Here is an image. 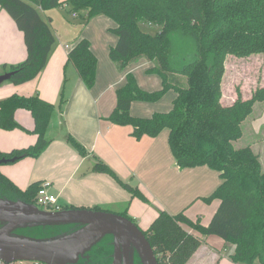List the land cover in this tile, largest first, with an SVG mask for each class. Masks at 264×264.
Instances as JSON below:
<instances>
[{
    "label": "trees",
    "instance_id": "1",
    "mask_svg": "<svg viewBox=\"0 0 264 264\" xmlns=\"http://www.w3.org/2000/svg\"><path fill=\"white\" fill-rule=\"evenodd\" d=\"M67 1L71 6L68 12L77 13L81 28L96 15H105L115 22L111 31L117 41L110 47L109 56L119 70L144 59L150 63L146 71L161 78L160 89L147 91L139 86L132 72L126 73L123 85L115 92V108L106 119L132 126L135 138L155 137L167 128L168 144L179 168L205 165L218 172L220 183L202 197L207 203L219 200L207 225L201 224L199 218L192 220L184 211L171 214L159 210L148 228L142 230L158 263L185 264L205 236L217 235L234 244L228 256L232 262L252 264L258 260L264 264V172L260 154L250 144L233 145L243 136V122L252 113L255 102L264 101V83L248 98L236 89L231 103L221 102L226 59L264 55V0ZM61 3L62 0H0V7L23 33L26 49L24 60L7 68L11 83L31 80L45 67L55 34L50 18L45 19L42 11ZM67 62L75 67L88 88L93 86L97 57L87 38L77 39L68 49ZM170 88L175 91L170 110L148 117L130 114L133 100L153 102ZM64 100L62 91L58 106L42 99L37 91L29 95L13 93L0 99V128H20L37 137L26 147L8 153L0 151V158L16 161L37 157L50 141L46 137L49 123L55 108L61 109ZM19 109L30 112L32 129L27 130L15 119ZM64 139L80 155L86 154V149L70 134ZM92 170L109 174L131 196L148 200L137 186L122 181L101 159L95 158ZM39 186L40 182H32L22 190L0 172L1 197L35 204ZM119 214L134 222L126 210ZM75 264L86 263L79 260Z\"/></svg>",
    "mask_w": 264,
    "mask_h": 264
},
{
    "label": "crops",
    "instance_id": "2",
    "mask_svg": "<svg viewBox=\"0 0 264 264\" xmlns=\"http://www.w3.org/2000/svg\"><path fill=\"white\" fill-rule=\"evenodd\" d=\"M70 7L67 0H62L59 6L42 11V15L50 18L55 34V42L43 70L35 78L20 84L9 80L0 83V99L13 93L29 95L37 91L42 99L58 106L60 91L65 98L61 109L55 108L49 123L46 137L50 141L46 148L37 157L27 156L1 163L0 172L22 190L32 182H50L49 192L57 195L61 209L98 207L104 210L100 207H111L115 213L126 210L141 230L148 228L159 210L171 214L184 211L192 220L199 218L201 224L207 225L219 200L207 203L202 197L209 195L220 183L218 172L205 165L179 168L168 144L167 128L155 137L142 135L135 138L131 134L132 126L113 124L106 119L115 108V92L123 85L126 73L132 72L139 86L147 91L160 89L161 78L146 71L150 63L144 59L128 63L122 71L118 69L109 56L110 47L117 41V36L111 31L116 24L105 15L89 18L80 29V25L73 23L70 28L59 31L55 25L64 24L62 22L68 25ZM83 12L79 10V13ZM72 18L80 23L77 16ZM81 37L89 40L97 57L95 82L90 88L78 76L75 67L67 62L68 49ZM25 56L23 33L8 12L0 7V74L7 72L9 66L23 61ZM3 65H6L5 69ZM169 96L165 100L166 97H162L160 105L133 100L130 114L148 117L155 112H166L170 107L168 100L173 101L175 92ZM242 96L248 98L250 95ZM234 98L233 93H222L221 102L231 103ZM259 115L253 119L246 118L243 124L248 122L255 133L263 129V136L251 142L250 146L255 152L260 150L264 153V106ZM15 119L27 130L33 128L29 111L17 110ZM67 133L86 149L85 155H80L64 139ZM36 138L34 133L20 128H0V151L8 153L26 147ZM95 158L104 161L122 181L137 186L148 200L131 196L109 174L93 171ZM261 166L263 168L262 162ZM194 233L197 234L196 231ZM234 247L220 236H205L185 264H236L228 258ZM252 264L261 263L255 260Z\"/></svg>",
    "mask_w": 264,
    "mask_h": 264
},
{
    "label": "water",
    "instance_id": "3",
    "mask_svg": "<svg viewBox=\"0 0 264 264\" xmlns=\"http://www.w3.org/2000/svg\"><path fill=\"white\" fill-rule=\"evenodd\" d=\"M11 72L0 74V83ZM14 158H0L1 163ZM68 226L73 230L51 236L34 237L17 233L32 227ZM105 236L111 237L109 264H159L154 251L138 225L131 219L104 210L68 208L41 209L21 199L0 196V259L33 261L42 264H75Z\"/></svg>",
    "mask_w": 264,
    "mask_h": 264
},
{
    "label": "rangeland",
    "instance_id": "4",
    "mask_svg": "<svg viewBox=\"0 0 264 264\" xmlns=\"http://www.w3.org/2000/svg\"><path fill=\"white\" fill-rule=\"evenodd\" d=\"M50 15V14H49ZM71 15V13H70ZM67 17V23L62 22L64 24H56L55 26L58 27V30L62 32V30L65 27L70 28L69 25L75 24L76 26H79L80 23L78 21H74L72 16ZM45 19L46 16L42 15ZM81 28L80 26L78 27ZM226 69L225 71L221 88L222 93L225 95H228L229 93L235 94V90H239L242 95H250L255 88L263 85L264 83V55L260 53L250 54L248 56L242 57V58H236L233 56H229L226 59ZM160 79V78H158ZM161 83V79L159 81ZM175 92L174 89L170 88L166 90V92L156 101H153V103H158L157 105H160L161 102L160 99L162 97H166L165 99H168L170 96L169 94L172 92ZM163 99V98H162ZM168 103L170 104L169 110L172 107V101ZM155 105V104H154ZM264 106L263 101L255 102L253 105L252 113L249 115L248 118L253 119L259 117V112ZM264 127V126H263ZM263 129H260V132L255 133L252 129V127L249 126L248 122H245L243 124V136L233 142V145L235 147L242 146L243 144H250L251 142H254L257 140L261 135ZM261 157V162L263 165L262 172H264V153H262L260 150L258 151ZM262 154H261V153ZM104 209V211H109L115 213V209H112L111 207H100ZM112 210V211H111ZM136 223V221H134ZM137 224V223H136ZM63 225L60 226H46V227H32L28 228L27 232L25 231L26 235L34 236V237H44V236H51L58 232H63L65 229H61ZM61 229V230H60ZM20 234H23L22 232H19ZM109 241V242H108ZM111 238L105 237L100 242H98L96 245L92 247V249L88 252L87 258L90 256L91 261L88 264H109L111 261L110 254L112 252V246L110 244ZM108 242V243H106ZM82 261V260H81ZM25 264H33V261H27L24 262ZM86 263V262H84ZM42 264V263H38Z\"/></svg>",
    "mask_w": 264,
    "mask_h": 264
},
{
    "label": "built area",
    "instance_id": "5",
    "mask_svg": "<svg viewBox=\"0 0 264 264\" xmlns=\"http://www.w3.org/2000/svg\"><path fill=\"white\" fill-rule=\"evenodd\" d=\"M71 15L73 17L77 16L76 12H72ZM66 48H68V45H65ZM50 182L48 181H41L39 189L36 193L35 197V205L38 207H42V209L55 211L60 210L61 205L57 202V195L50 193L49 188ZM13 263H24L22 261H10L6 262L2 259H0V264H13ZM33 264H38L34 262Z\"/></svg>",
    "mask_w": 264,
    "mask_h": 264
},
{
    "label": "flooded vegetation",
    "instance_id": "6",
    "mask_svg": "<svg viewBox=\"0 0 264 264\" xmlns=\"http://www.w3.org/2000/svg\"><path fill=\"white\" fill-rule=\"evenodd\" d=\"M61 229H65L64 231H66V232H69V231H71V230H73L74 229V227L72 226V225H68V226H62L61 227ZM60 229V230H61ZM27 232L28 230L27 229H22V230H18L17 231V233H19V232H22L24 235H26V233H24V232ZM30 236V235H29ZM105 237H107V236H105ZM104 237V238H105ZM109 237V236H108ZM103 238V239H104ZM111 238V237H110ZM111 241H112V239H111ZM111 241H110V244H111ZM109 242V241H108ZM108 242H106V243H108ZM111 246H112V244H111ZM111 254H112V252H111ZM111 254H110V257H111ZM88 255H90V254H88ZM111 259V258H110ZM79 260H82L83 262H86V264H88L90 261H91V257L89 256L88 258H80ZM78 260V261H79ZM137 264V263H136Z\"/></svg>",
    "mask_w": 264,
    "mask_h": 264
}]
</instances>
